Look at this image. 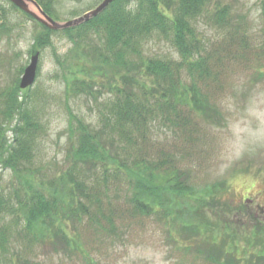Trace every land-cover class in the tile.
<instances>
[{"label":"rangeland","instance_id":"rangeland-1","mask_svg":"<svg viewBox=\"0 0 264 264\" xmlns=\"http://www.w3.org/2000/svg\"><path fill=\"white\" fill-rule=\"evenodd\" d=\"M101 1L52 0L53 14L49 16L66 22ZM8 2L0 0L6 15L0 20L4 23L0 26V152L5 156L8 150L1 146L13 143L15 122L3 117L8 97L19 85L31 49L39 52L34 83L27 89L18 86L22 96L30 94L27 104L40 122L29 161L20 163L18 172L0 162V196L10 199L15 208L16 194L23 198L28 185L49 198L60 197V185L74 176V169H83L86 176L97 171L98 164L76 161L73 155L76 139L69 127L73 116L101 130L104 116L100 103L122 92L144 101L153 83L134 63L123 69L100 63L97 57L103 52L102 39L93 33L68 38L61 30H51L49 44L42 49L32 47L34 36L43 34L42 25ZM29 4L30 10L43 18L37 7ZM214 6H228L231 19L245 37L230 48L222 45L224 49L218 53L214 45L222 40L223 32L207 22ZM262 6L264 0H210L205 15L194 25L201 49L210 53V72L193 73L204 109L200 114L185 111L180 131L160 121L153 123L152 138L173 154L182 179L196 189H209L208 195L195 191L187 198H176L169 210L173 214L167 219L160 210L144 215L126 209L130 190L125 183L115 185L106 196L99 195L103 202L111 195L116 206L104 230L108 235L79 231L80 250L48 236L32 244L21 217L15 222V215L6 214L0 218V228H9L5 258L11 262L7 259L5 264H85L83 259L91 264H264ZM144 53L145 58L179 59L166 42H150ZM110 141H106L107 148L114 154ZM81 223L69 218L61 228L68 234L82 227Z\"/></svg>","mask_w":264,"mask_h":264},{"label":"trees","instance_id":"trees-1","mask_svg":"<svg viewBox=\"0 0 264 264\" xmlns=\"http://www.w3.org/2000/svg\"><path fill=\"white\" fill-rule=\"evenodd\" d=\"M34 1L47 15L52 16V0ZM8 3L15 10L18 9ZM209 3L210 0H113L88 21L60 31L68 38H73V35L83 38L91 33L99 35L103 48L97 57L100 63H106L110 69L129 68L134 63L138 72L152 79L153 86L147 90L144 101L132 93L122 92L114 93L100 103L104 116L100 123L101 130L92 129L73 116L69 120V127L76 139L73 155L76 161L98 164L97 171H90L86 176L82 174L83 169H74V176H69L68 181L60 185V197L53 195L49 198L28 185L23 198L16 194L13 208L10 199L0 196V218L13 214L17 222L21 217L23 230L32 244L40 243L48 236L50 240L60 239L68 248L80 250L82 234L79 231L84 229L87 232L91 230L92 234L108 235L104 230L115 215L116 206H113L111 195L105 202L99 199V195L103 193L106 196L109 188L115 185L125 183L130 190L126 209L144 215L160 210L167 219L173 214L169 210L176 198H187L195 191L202 196L208 195L209 189H196L182 179L173 154L163 143L152 138V127L155 121H160L162 125L180 131L185 124V111L200 114L204 109L193 73L210 72V53L201 49V40L194 25L205 15ZM262 9L264 12V6ZM0 18L3 21L6 18L1 4ZM207 22L223 32L222 40L214 45L216 53L224 49L222 45L230 48L240 39H245L240 26L231 19L228 6H214ZM3 25L0 23V26ZM41 28L43 34L34 36L36 44L34 42L32 47L38 45L36 47L42 49L50 42L48 34L51 29L44 25ZM150 42L169 43L179 59L160 56L145 58L144 51ZM36 50L32 48L31 52ZM29 97L30 94L22 96L17 86L8 97V110L3 116L5 120L15 121L12 128L14 139L9 146H1L8 152L6 156L0 152V162L15 172H18L20 163L29 161L40 126L34 110L27 104ZM110 138L114 154H110L107 148L106 141H110ZM2 142L5 143L4 140ZM69 218L80 220L83 228L80 226L67 234L61 228V223ZM8 232L7 226H1L0 264H5L7 259L11 262V258H5L11 237ZM82 262L91 264L88 259Z\"/></svg>","mask_w":264,"mask_h":264},{"label":"water","instance_id":"water-1","mask_svg":"<svg viewBox=\"0 0 264 264\" xmlns=\"http://www.w3.org/2000/svg\"><path fill=\"white\" fill-rule=\"evenodd\" d=\"M9 1L13 5H15L18 9L34 17L37 21H39L42 25L46 26L48 29L62 30L70 27H75L85 21H88L91 17H94L98 13L103 11L108 6V4L113 0H102L92 10L82 14L81 16H78L71 20H67L66 22H58L53 18H51L40 8V6L34 0H9ZM29 3H33L37 7V9L42 14L43 18L39 17L34 12H32V10H30ZM38 59H39V52L38 51L32 52L30 56L29 64L24 68V71L19 81L20 89H26L34 83L37 74Z\"/></svg>","mask_w":264,"mask_h":264},{"label":"bare ground","instance_id":"bare-ground-1","mask_svg":"<svg viewBox=\"0 0 264 264\" xmlns=\"http://www.w3.org/2000/svg\"><path fill=\"white\" fill-rule=\"evenodd\" d=\"M30 5V4H29Z\"/></svg>","mask_w":264,"mask_h":264}]
</instances>
